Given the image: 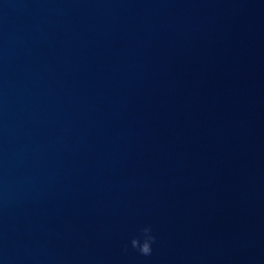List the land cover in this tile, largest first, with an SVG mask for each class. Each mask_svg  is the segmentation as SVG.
Returning <instances> with one entry per match:
<instances>
[{
  "label": "clouds",
  "instance_id": "obj_1",
  "mask_svg": "<svg viewBox=\"0 0 264 264\" xmlns=\"http://www.w3.org/2000/svg\"><path fill=\"white\" fill-rule=\"evenodd\" d=\"M140 235L134 236L130 240V245L139 254L149 256L152 253V245L156 242L151 225H145L140 228Z\"/></svg>",
  "mask_w": 264,
  "mask_h": 264
}]
</instances>
